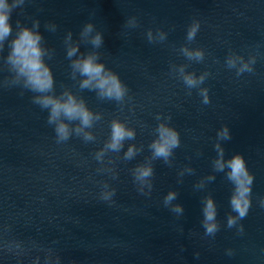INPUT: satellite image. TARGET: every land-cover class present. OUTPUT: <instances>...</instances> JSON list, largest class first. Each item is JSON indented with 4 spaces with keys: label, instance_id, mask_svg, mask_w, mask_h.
<instances>
[{
    "label": "water",
    "instance_id": "1",
    "mask_svg": "<svg viewBox=\"0 0 264 264\" xmlns=\"http://www.w3.org/2000/svg\"><path fill=\"white\" fill-rule=\"evenodd\" d=\"M37 30L48 50L53 94L69 90L100 114L93 139L71 131L57 142L48 110L35 95L11 82L0 49V264H264V0H25L13 9V29ZM198 21L192 40L187 27ZM102 44L81 36L86 23ZM132 22V23H130ZM152 40L148 39V32ZM68 43L79 53L95 52L127 85L122 102L81 89L72 74ZM163 33V39L160 34ZM14 35V32H13ZM11 39V36L9 37ZM201 49L189 59L182 48ZM254 59L252 71L237 75L228 55ZM203 82L188 88L179 69ZM206 89L203 102L200 89ZM159 117V119H158ZM113 118L135 130L118 151L104 147ZM179 133V146L165 162L153 158L149 144L158 122ZM73 129L79 121H65ZM226 126L229 139L217 140ZM224 157L240 153L253 175L247 215L227 227L232 212L231 183L217 171L214 145ZM129 145L135 154L126 158ZM150 164L151 189L134 180L137 165ZM209 176L212 179H209ZM114 190V191H113ZM176 193L169 206L163 197ZM113 191L110 200L102 193ZM206 197L216 205L218 231L204 234ZM179 204L182 212L171 210Z\"/></svg>",
    "mask_w": 264,
    "mask_h": 264
},
{
    "label": "clouds",
    "instance_id": "2",
    "mask_svg": "<svg viewBox=\"0 0 264 264\" xmlns=\"http://www.w3.org/2000/svg\"><path fill=\"white\" fill-rule=\"evenodd\" d=\"M25 0H0V49L4 48L7 41V54L3 57L4 64L12 73L11 82L19 84L23 88L28 89L35 95L32 102L39 105L43 109L48 110L47 122L54 126V132L57 142L68 139L70 132L83 133L85 140L93 139L91 132L84 131L91 128L94 121L100 119V114L93 112L82 98H79L69 90H64L59 95L53 94L54 76L45 56L48 50L44 47L43 37L37 30L38 21H33L32 26L20 25L17 21L15 30L11 22V14L13 9L22 7ZM132 23V22H130ZM200 24L193 21L187 27L186 38L192 40ZM14 32V35H13ZM148 39L152 40L151 31L148 32ZM11 36V39L9 37ZM81 36L89 40L94 48L102 44V35L100 32L93 34V24L86 23L81 31ZM163 39V33L160 34ZM71 40V33L66 37V56L71 59L72 74L75 76L79 73V87L81 89H94L98 96L110 100L122 102L128 94L127 85L121 81L119 75L107 68L105 64L98 59L95 52L79 53V46L75 43H68ZM181 51L189 59L197 61L203 58V51L199 48L190 50L182 48ZM225 63L229 69H235L237 75L245 72H251L254 59L245 60L242 56L231 54L225 59ZM180 77L188 88L199 86L204 75L196 76L193 73L185 72L181 66L179 69ZM203 96V102H208L206 89H200ZM159 119V117H158ZM79 121V124L73 129L69 128L65 121ZM217 140L229 139V130L226 126L221 127L217 133ZM135 136V130L128 127L123 121L113 118L109 125V135L104 144L97 153L99 159L105 150L118 151L123 146L125 139H132ZM179 133L169 124L160 121L156 125L155 137L149 144L153 158H163L165 162L172 155V150L179 146ZM217 156L213 161V166L217 171L225 173L227 180L232 185L229 204L235 215H229L227 218V227L237 226L238 232H243V226L238 225V221L244 218L251 205V187L253 184V175L248 170L246 162L240 153H234L230 158L224 157V150L217 142ZM135 147L129 145L124 153L126 158H130L135 154ZM153 174L150 164L137 165L133 170V177L142 187L147 186L151 189L150 178ZM209 179H212L209 176ZM114 191V190H113ZM113 191L102 193L103 200H110ZM176 193L169 190L163 197V203L167 207L171 201L175 199ZM259 204L264 207V197L260 198ZM171 210L176 213L182 212L179 204L171 205ZM203 219L201 221L206 236L214 235L219 224L216 220V205L211 197H206L202 208ZM45 264H51L48 258Z\"/></svg>",
    "mask_w": 264,
    "mask_h": 264
}]
</instances>
